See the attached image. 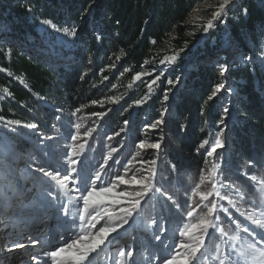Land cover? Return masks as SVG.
Segmentation results:
<instances>
[{
    "label": "trees",
    "instance_id": "obj_1",
    "mask_svg": "<svg viewBox=\"0 0 264 264\" xmlns=\"http://www.w3.org/2000/svg\"><path fill=\"white\" fill-rule=\"evenodd\" d=\"M194 2L95 0L89 15L82 19L81 14L92 0H0V19L9 26V39L0 41V97H3L0 117L4 118L0 121V158H9L11 149L19 153L26 151L34 142L30 137L36 131L50 134L53 125L68 131L69 123L82 120L84 116L89 123L92 113L106 112L103 119L94 116L100 119V125L90 142L88 155L118 148L121 150L118 160L122 162V153H132L144 136V121L154 122L165 113V143L160 150L158 170L164 178L165 189L182 206H186L191 188L199 182L200 169L204 168L207 174L211 167L213 159L206 153L220 128L226 136L220 179L245 191L238 183L237 171L244 172L249 158L258 159L264 155V65L234 61L224 77H220L219 68L213 65H190L188 59L198 62L211 56L212 51L208 42L204 48L199 47L198 34H190L196 29L193 25L182 23L189 20ZM30 5L31 12L27 11ZM44 19L78 28L74 57L67 64L55 67L42 53L30 49L29 39L37 37V27ZM226 25L229 42L249 50V41L257 44L264 26V0H241L239 7L229 12ZM94 28L103 33L100 41L96 39ZM185 41L187 47L179 54L171 71L162 73L160 61L184 48ZM18 43H26L29 50ZM217 45L222 46V42ZM113 64L115 67H111ZM186 65L191 68L182 76L179 85H170L172 73ZM138 72L151 75L133 81ZM157 75L160 79L149 91L148 85ZM223 79L229 89H235V98L231 101L238 107L240 116L226 118L220 124L223 116L221 96L216 94L212 100H208V96ZM166 91L167 101L163 99ZM109 97L122 99L113 103L107 99ZM93 100L102 101L103 106L91 103ZM135 100L143 102L135 105ZM77 108L80 112L72 115ZM57 115L61 117L59 121L55 119ZM125 119L129 121L127 127L123 123ZM7 121H20L21 124L5 127ZM24 123H37L38 129L25 128ZM204 140L209 144L200 147ZM155 156L154 150L151 157ZM201 190H207L206 186ZM256 190L258 195L257 199L252 198V206L261 212L264 211V194ZM193 199L198 200V197ZM245 203L237 201L240 207ZM230 213L235 215L231 208ZM180 223L170 216L167 224L171 229L168 231ZM225 229L229 235L235 231L227 226ZM209 241V249L219 243L227 250L225 240Z\"/></svg>",
    "mask_w": 264,
    "mask_h": 264
},
{
    "label": "snow or ice",
    "instance_id": "obj_2",
    "mask_svg": "<svg viewBox=\"0 0 264 264\" xmlns=\"http://www.w3.org/2000/svg\"><path fill=\"white\" fill-rule=\"evenodd\" d=\"M204 2L205 0H195L190 14L206 12L207 8L199 7V4ZM94 3L95 0H92L89 7L84 9L81 14L82 19L89 15ZM234 3L235 0H218L216 5L207 6L214 9L210 16L196 15L182 23H190L194 28L208 33L217 23H225V17L232 10ZM32 10L30 5L27 11ZM41 23L50 25L55 31L62 32L66 36L76 37L78 33V28L75 26L61 29L47 19L41 20ZM94 31L97 41H100L103 33L95 28ZM190 34L194 35L195 32ZM152 43L155 44L156 41ZM184 43V48L174 51L160 62L174 64L179 54L187 47V41ZM260 53L264 56V48L260 49ZM119 59L120 57H117V60ZM242 59L251 62L252 57L244 56ZM228 71L227 65H219L220 77H224ZM145 75L150 76L151 73L138 72L133 76V81H139ZM104 79L107 80L108 77ZM159 79L160 76L157 75L151 81L148 85L149 91ZM178 80L179 78L176 81L169 80L168 83L174 86ZM131 86L130 84L129 87ZM222 89L224 84H217L215 90L208 96V100H212ZM167 91L163 97L165 101L168 100ZM38 98L46 100L43 96ZM107 99L118 103L122 97ZM142 102L135 100L133 103L140 105ZM91 103H99L103 106L102 101L93 100ZM78 112L80 108L75 109L72 115ZM228 112L229 109L224 108L220 124H223L224 116H227ZM106 114V112H95L91 115L103 119ZM242 115L246 114L242 113ZM3 119L0 117V121ZM55 119L59 121L61 117L57 115ZM123 123L127 127L129 121L125 119ZM164 123V114L161 113V118L147 127L155 130ZM13 124L20 125L21 122L7 121L5 127ZM22 126L38 129L37 123H24ZM72 128L75 131L68 137L71 143L64 146L67 150L63 152L58 145L45 143L46 140H56L58 137L42 134L39 136L37 145L39 154L30 156L27 165L33 181L31 188L27 185L21 187L18 183H5L3 193L0 195V230L6 234L0 242V252L24 250L28 261L22 260L21 264H32V262L34 264H98L96 257L104 250L103 246L106 242L108 245L114 241L119 244L120 238L128 233V228L137 225L142 226L141 230L146 233L151 231L152 238L160 241L163 251L168 252V255H164L162 251L150 256L151 260L159 261L160 264H206L210 257L216 264H264V211L259 215L255 208L252 211H240L233 195L239 196L241 200L245 199V195L234 183L220 179L221 162L224 157L218 149L226 147L223 128L219 129L206 153L207 157H214L211 167L207 174L204 168L200 169L199 182L191 188L185 201L186 206H182L164 187V178L158 170L161 150L159 141L155 143L138 141L136 145L138 148L156 150L154 158L139 161L142 168H136L132 160H128L121 169L113 171V166L120 164L119 160L113 158L116 148H112L98 163H93L86 154L89 139L98 131V127H90L81 133V124L73 122ZM183 128L184 125H181V129ZM108 138L112 139V137ZM160 139L162 140L163 137L161 136ZM207 144L209 141L204 140L200 147ZM110 161L112 163H109ZM207 163L208 161L205 160L206 165ZM145 164L147 168H143ZM245 166L243 174L258 186L261 194H264V178L255 174V169H264V155L258 159L249 158ZM202 186H206L207 190H201ZM193 197H198V200H194ZM225 200L228 206L235 208L249 223L244 224L234 219L230 208L222 203ZM149 208L158 209L156 215H148ZM37 209L39 211H36ZM49 215L57 220L60 228L55 236L51 231L45 234L38 226L44 224V218ZM222 215L235 224L232 235L221 227ZM170 216L181 221L172 232L173 241L178 242L165 243L162 236L168 231L165 224L169 222ZM241 233L244 235L242 236ZM223 237L228 238L224 242L227 250L219 243L213 244L211 249L207 247V240H222ZM249 237L251 239H248ZM132 239L135 241V236ZM36 246H39L40 252L29 251ZM114 261L115 264H135L132 246L125 244L118 248ZM0 264H4V261L0 260Z\"/></svg>",
    "mask_w": 264,
    "mask_h": 264
},
{
    "label": "rangeland",
    "instance_id": "obj_3",
    "mask_svg": "<svg viewBox=\"0 0 264 264\" xmlns=\"http://www.w3.org/2000/svg\"><path fill=\"white\" fill-rule=\"evenodd\" d=\"M241 0H235V3L232 5V10H236L239 7V2ZM218 3V0H205L204 3H200L199 7L201 8H207L206 12L203 13H195L193 12L189 16V20L192 19V17L196 15H203L205 17H208L211 15V12L214 10L213 8H208L207 6L210 5H216ZM231 10V11H232ZM230 12V11H229ZM229 12L227 13L225 17V23L220 24L217 23L216 27L212 30H210L208 33H204L199 29H195L194 32L197 35V43H199V47L204 48L206 46V43H209L211 51V56H206L201 61L196 62L195 60L192 62V59H188L187 62L192 65H197V63H201L204 65H213L216 68H219V65L224 64L229 67V64L231 62L237 61L240 64L245 63H257L261 66L264 65V56L261 55L260 49L264 48V26L262 27L261 33L259 34V42L257 44H254L253 42L249 41V44L251 48L248 50L242 49L236 44L229 42V35L226 25V19L229 15ZM53 24H55L58 28H65L68 26H61L59 24H56L52 21ZM192 25V24H191ZM71 28V27H68ZM38 35L35 38L30 37V41L32 46L31 48H35V51L37 53H42V56L44 59L48 60V62L55 67H58L63 64H67L68 61L73 59V51L75 46L77 45L76 37H70L64 35L62 32L55 31L50 25L42 24L41 21L37 27ZM9 31V26L7 23L0 19V41L6 39H9V36L7 35V32ZM222 42V46L219 47L217 45L219 42ZM18 45L26 49L27 44L26 43H18ZM218 47V48H217ZM29 50V49H26ZM244 56H251L252 60L251 62L245 61L242 59ZM192 62V63H191ZM190 65H186L183 67H179L172 73L170 76V80L176 81L177 78H179L178 82L176 83L177 87L180 83V80L182 76L186 73L187 69L191 68ZM173 68V64H161L159 69L163 73L164 71H171ZM224 84V89H222L217 95L221 96V104L222 109L228 108L229 112L227 116H224V120L226 118H234L235 116L239 115V109L236 106L232 105V99L235 98V89H229L226 83V79L221 82ZM172 93V92H171ZM168 105V104H167ZM164 117H165V113ZM91 117V116H90ZM161 118V114L158 118V120ZM87 116H84L82 120L75 121V123L81 124L80 132L82 133L86 129L90 127H97L99 128V120H97V117L92 116V120L90 122H87ZM147 121V122H146ZM157 121V120H156ZM155 122V121H154ZM153 122H150L148 120L144 121L143 127H142V134L144 136L141 140H144L148 143H155L157 141L160 142L161 148L163 147L165 140L164 138L161 140V136L163 137V125H160L158 129H152L150 127H147L148 125H151ZM51 129L53 130L50 134H45L44 132L36 131L32 137L34 142L32 145L27 148L26 151L23 153H19L18 151H14L11 149L12 154L8 157L0 158V195L3 193L4 185L6 182L10 184L18 183L21 187L27 185L29 188L32 187V176L29 174V170L27 168V165L29 163L30 156L36 154L38 155V139L39 136L42 134L44 136H53L58 137L56 140H46L45 143L47 144H54L58 145L60 147V151H66L67 149L64 147L65 145L71 143V141L68 139L69 134L74 132L75 129L72 128V123H69V129L64 130L63 127H59L56 125L55 127L51 126ZM67 131V132H66ZM218 133V132H217ZM95 134V133H94ZM93 134V136H94ZM217 135V134H216ZM225 135V134H224ZM93 136L89 139V147L86 148V154L89 157V159L93 163H98L102 161L103 156L107 155L108 152L111 151V149L103 150L101 152H96L95 156L88 155V149L90 148V142L93 138ZM216 137V136H215ZM226 137V136H225ZM215 139V138H214ZM226 148V147H225ZM224 149H218V152H220L223 156L226 155V150ZM93 149V148H92ZM117 151L113 153V158L116 160H120L121 150L116 148ZM154 149L151 148H145L140 149L138 147H135L133 152L125 155L122 153V162L118 165L113 166V171L117 169H121L122 165L127 163L128 160H132V164L136 168H142V165L139 163L141 160H150L152 159V152ZM156 151V150H155ZM139 153V155H137ZM92 154V153H91ZM135 157V159H133ZM214 159V157H211ZM109 163H112L111 161ZM143 168H147V165H143ZM240 175V181L238 183H241V186L244 187L246 190L242 191V193L245 195V199L241 200L239 196L233 195V198L236 199V201L240 200L241 202H246L244 206L240 207L237 204V207L240 209V211H252L253 210V200L257 199L258 192L256 189H258V186L254 185L253 182L249 180L247 176H245L242 172L237 171ZM255 174L258 177L264 178V169L257 168L255 169ZM222 203L226 207H230L227 205V201H222ZM231 208V207H230ZM233 209V212L235 215H233V218L241 221L244 224L249 223L248 221L244 220L243 217L239 215V212L235 208ZM158 209H148V215H156ZM36 211H39L37 209ZM257 215L260 214V212L256 211ZM45 223L42 225H38L43 229V232L45 234L49 233L51 231L52 235L55 236L56 233L60 230L57 220L49 215L45 218ZM222 223L221 227L224 229L231 228L232 230L235 229V224L231 223L230 220L227 219L226 216L222 215L221 217ZM128 227V226H126ZM142 226L133 225L132 227L128 228V233L124 234L122 238H120L119 244L115 243V241L108 245L107 242L105 244L104 250L100 252L99 256L97 257L98 264H115L114 257L116 256L117 249L120 247H123L125 244H128L132 246L134 251V260L135 264H160L159 261H154L150 259V256L161 253L163 251L162 245L160 241H156L152 238L151 231L144 232L141 230ZM165 227L168 229H171L168 227V224H165ZM176 229V228H175ZM10 230V229H9ZM174 228H172L171 231H167L165 234H163L162 238L165 240V243H174L178 241H173L172 238V232ZM226 231V229H225ZM5 232L3 230H0V242L3 241ZM135 236V241H133L132 237ZM227 237H223L222 240L227 241ZM248 239H251L249 237ZM211 242H215L212 241ZM53 243H56V241H53ZM207 247L211 243H206ZM29 251H32L34 253L40 252L39 246H36L35 248H30ZM164 255H168L167 251H163ZM0 260L4 261V264H21V261H28L27 253L22 249H15L12 252H0ZM34 264V262H32ZM206 264H216V262L212 261L211 257L206 262Z\"/></svg>",
    "mask_w": 264,
    "mask_h": 264
},
{
    "label": "bare ground",
    "instance_id": "obj_4",
    "mask_svg": "<svg viewBox=\"0 0 264 264\" xmlns=\"http://www.w3.org/2000/svg\"><path fill=\"white\" fill-rule=\"evenodd\" d=\"M96 259H97V257H96Z\"/></svg>",
    "mask_w": 264,
    "mask_h": 264
}]
</instances>
